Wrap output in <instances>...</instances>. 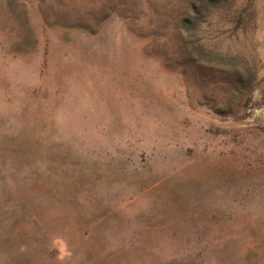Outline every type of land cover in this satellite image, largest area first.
<instances>
[{"label": "rangeland", "instance_id": "obj_1", "mask_svg": "<svg viewBox=\"0 0 264 264\" xmlns=\"http://www.w3.org/2000/svg\"><path fill=\"white\" fill-rule=\"evenodd\" d=\"M0 264H264V0H0Z\"/></svg>", "mask_w": 264, "mask_h": 264}]
</instances>
